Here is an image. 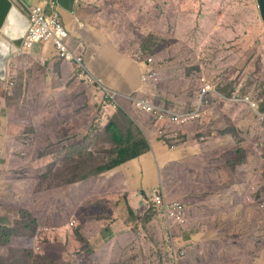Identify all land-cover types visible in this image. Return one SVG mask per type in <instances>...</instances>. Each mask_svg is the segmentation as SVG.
<instances>
[{"label":"rangeland","instance_id":"obj_1","mask_svg":"<svg viewBox=\"0 0 264 264\" xmlns=\"http://www.w3.org/2000/svg\"><path fill=\"white\" fill-rule=\"evenodd\" d=\"M245 1L247 2V0H237L236 2L244 4ZM252 1L249 0V2ZM246 5H248V2ZM224 13L221 24L219 26L215 25V32L212 30L214 25L211 24H202L201 31L198 29V25H191L190 30L185 31L182 26L184 25L183 21H190L191 18L176 19L174 23H179L177 35L181 36V40H164L171 41V44L165 43L168 46L162 48L160 46L161 41L158 40V34L152 32L151 36H147L141 42V46L145 47L147 53H138L141 50L138 49L132 54L127 53V56L110 55L111 51L106 49L107 45H105L97 54H92L94 56L93 59L91 58L93 68L90 67L86 60L85 62L104 81L105 75H109L113 79L112 81L122 82L123 86H120L122 87L121 89H117L115 81L112 86L109 84L105 85L106 88L120 94H123L121 91L123 90L126 93L124 95L132 97L133 94H129V92L135 90L134 88L140 79L138 89L143 90L141 91L143 92L141 99L147 96L153 101L155 106H168L167 110L174 113L183 114L188 112V109H191L189 105L196 101L194 109L190 111L198 110L199 117L193 119L189 124L195 123L189 125L186 132H183L181 143L180 145L178 144L179 146L177 145L179 153L191 144L199 146L204 152L206 148L214 145H225L226 141H228L226 149H229L230 152L223 153L222 159L215 155V158L208 163L210 167L206 171H197V175L195 174L196 176L191 180L181 170L184 167V160L179 153V157L175 153L169 154L170 160L160 166L161 180L159 171L150 169L146 162L144 164L132 162L135 165L133 167L134 176H132V170H126L124 173L128 175L129 182L134 177L136 189L139 188L137 186L141 185L143 180H147L144 185L149 187L155 178H159V182H163L165 188L170 191V195L174 197L177 196L178 187L183 185L180 190L185 196L181 198V201L171 199L168 196L169 201H183L182 203L187 201L186 203L189 204L196 202L197 197L199 198L198 200L206 197L208 204L206 207L204 206V209L207 210L202 211L196 207L193 211L192 215H198L199 219V224L194 225L207 227L210 232L220 227L219 229L226 234V238L237 242L235 247L226 248L222 253L223 258L228 262L227 264H238L239 262L244 264H264V248L262 247V244H264V121L260 118V113L264 115V33L261 29H254L255 25L252 21L249 24V28L247 27L243 33L244 28L248 26L247 22L244 21L235 26L232 23L233 16L231 13L229 11ZM249 19L252 20L250 16ZM123 26L128 27V23H123ZM222 31H230L232 38L228 36L229 32H227V36H222ZM236 34L239 35L237 39H235ZM133 39L134 34L131 33L130 37L124 38L123 44L129 45ZM21 43L17 46L16 52L12 53L7 61L4 80L0 79V86L6 85L4 88L0 87V109H2L1 111H10V114L4 120H0V125L6 138V140L0 141L2 142V145H0V178H2L1 181H5V189L9 190V199H15L16 201L18 198H22V194L27 188L26 181L29 183L36 181L35 183L37 184H45V181L48 180V176L53 173L51 167L54 164V159L52 161L49 159L53 156L54 150L57 149L58 154H64L65 146L62 144L63 141H58L55 145L49 144V124L58 121L53 114V96L55 93L62 96L67 95L71 98V113L69 116L71 121L74 122L73 126L77 127V129L85 127L81 139L78 140L83 142V144L68 148L69 153L63 167L66 179H70L79 168V156H90V160L86 156V164L107 161L113 157V154L116 155L113 149H120L126 144L123 141L120 144L113 142L108 134L104 135V132L101 133L100 130L92 131V125L94 126L96 121H100L98 119L99 116L104 119L117 113L118 104L114 105L113 100L109 101V98H101L99 93L96 94L97 102L92 103L89 91L81 85L85 82L78 77L76 66L69 63L66 64L65 61L59 58L52 47L49 49V47L44 45L47 43L38 44L29 53L18 54ZM151 48L154 49L153 54H155L153 56L155 59L153 64H149L147 61L148 56H152ZM113 51L120 52V49L115 48ZM136 53L138 56H136ZM13 55H15L16 61L12 67L10 60ZM100 58L101 63L103 61L101 67L106 68V70L110 65L117 63V59L129 63L127 68L133 65L130 81L123 82L125 79L122 78L128 76L126 74L127 68L124 71L115 68L112 71H104L103 74L100 70L99 72L96 71L97 67L93 64ZM134 66L137 68L136 73L134 72ZM9 68L11 69L9 70ZM150 71L157 72L154 76L156 79L152 78L144 81L143 78ZM49 77H53V82L65 85L63 90L52 93L51 97L49 93L52 81L49 85L46 84ZM154 82H157V84L152 86ZM204 84H210L214 89L213 92L208 94L205 107L199 103V91ZM56 88L59 89V86ZM233 94L249 96L253 100L252 103L256 104V107L253 108L248 104L247 106L246 103L233 100ZM217 98H221L222 101H218ZM99 102L102 103L99 104ZM42 103L43 108H41ZM76 109H78L77 113H75ZM135 109L136 112H134L133 117L128 116L129 118H127L122 114L120 115V126L123 127L122 135L130 137L132 134L136 138L134 124L140 130L139 137L144 135V139L146 138L151 146H154L155 150H152L157 153L160 159L158 153L160 146L155 143L156 137L157 139L163 137L159 132L160 126H155V123L150 118L145 119L143 110ZM152 119L154 118L152 117ZM83 121L86 123H83ZM100 126L105 128L104 123ZM173 127H176V124L169 123L166 128ZM154 128L156 129L155 131L153 130ZM144 129L147 135L142 134L143 131L145 132ZM150 131L153 133L152 137L149 136ZM180 136L181 134H178L176 138ZM84 137L86 138L84 139ZM217 141L219 144H216ZM96 147L98 148L97 151ZM106 149H109L112 153ZM255 151L257 152L255 153ZM255 156H259L260 159L257 160ZM145 157L152 168L158 166V161L152 154H146ZM38 160L45 162L42 163ZM248 160L250 165H247ZM175 163L179 168L178 170H181L187 180L178 177ZM103 170V168H100L99 172ZM167 172H169L171 177L170 181L166 180ZM102 176L111 177L113 175L111 170H108ZM210 178L212 182L209 181ZM63 179L64 176L61 174L54 176L53 181H61ZM82 183L85 184L81 188V183L76 186V190H82L83 192L82 199L77 201L76 198L72 204L67 206V210L73 208L71 205L76 204L75 206H77L80 202L92 201L94 197L99 196L109 186L110 181L102 182L100 178H95ZM115 183L117 188L121 187L119 181L116 180ZM202 189H205L206 194L190 192L194 190L202 191ZM229 189L232 190L233 197L237 196L238 200L233 201L230 204L231 207L225 204L219 208L214 204L215 200L224 197L225 191ZM160 190H162L161 187ZM120 192L116 194L120 199L124 197L127 202L130 195L125 193L124 196V192L122 190ZM154 193V190H145L143 188L134 191V196L137 199L132 198L130 204L137 213L128 207H122L121 209H116L115 212L108 213V205L116 206L118 199L115 197L116 200L110 201V204H108L103 199V196L98 197V199L102 198L98 200L101 214L95 215V229L97 231L102 229L101 234L105 231L111 233L112 227L117 222H120L125 227L124 237L128 234H131V236H127L124 240L125 246L118 249L117 247H108L109 242L114 243L113 241H115V233H113V237L105 241L106 245L102 249L92 250V255L88 257L78 252L83 250L84 245L78 241L70 245L68 243L64 245V242L58 237V232L52 230V233L48 230H42L41 237L35 246L22 248L23 242L31 240L34 225L29 213L30 210L24 208L21 210L15 209L3 215L11 217L13 224L11 227H0L1 243L6 246L9 241L13 240L12 244L15 248L10 249L7 257L5 254L8 251L2 249L0 251L2 258L5 256L7 264H10L8 260H11L12 263L16 257H19L20 260L22 258L25 264H46L42 261L46 257L48 262L55 264L54 257L49 255L50 260H48V257L44 256V254H39L40 256L37 254L38 251L42 253L53 250L54 254H62L57 257L56 264H81L86 259H89L87 264H96V262H100L99 264H114L119 261L125 264H159L156 260V254H160V251H158L160 244L159 223H157L155 217L153 220L151 219L149 225L143 223V220L153 213L149 210V207H154L151 200ZM146 196L149 197L148 200ZM22 199L25 202L29 200L28 197ZM35 203L34 201L33 205ZM48 203L51 202L48 201ZM46 204L47 202H45ZM42 206L38 210H41ZM189 208H191V204ZM77 209L78 207H74L73 212ZM220 209L225 212L224 214L230 215V217L223 220L221 215L217 214ZM85 210L91 214L94 213L91 203L86 205ZM132 211L135 213V220L131 219ZM81 212L83 213L80 209ZM244 212L248 213L249 219L248 221H243V223L241 222L245 227H237L239 215H244ZM202 216L208 219L209 224L202 221ZM77 218L83 219L79 213ZM190 219L191 213L188 215V220ZM260 219L263 220V226L256 227L257 225L261 226ZM24 223H27V225L25 226ZM5 225H8V222ZM135 226H138L137 233L133 231V229H136ZM238 229H240L239 233L237 232ZM185 230L188 229L186 228L179 233V239H181ZM130 242L137 244L138 247L132 245L130 247ZM209 246H211L210 241L194 244L192 248L186 243L183 252L189 249L190 263L192 264L193 259L194 262L196 260L197 252L199 253L198 250H201V254H205L203 250L209 248ZM37 247L40 250H37ZM150 249L154 250L153 254H151ZM128 256V261L124 262L123 259H127ZM208 262L207 260L206 263ZM190 263L187 262L185 264Z\"/></svg>","mask_w":264,"mask_h":264},{"label":"crops","instance_id":"obj_2","mask_svg":"<svg viewBox=\"0 0 264 264\" xmlns=\"http://www.w3.org/2000/svg\"><path fill=\"white\" fill-rule=\"evenodd\" d=\"M28 1L14 0V2L17 4L20 10L24 12V14H27L29 16L28 9L25 8L24 4H30L29 6H35L40 4L42 0H28ZM236 1L237 0H76L73 12L70 13L62 8L59 9V12L69 33V37H68L69 47L77 54L82 55L86 60V62L90 65V67H92L91 65L92 59L94 58L92 54L93 53L97 54V52L102 50L105 47V45H107V47L105 48L111 51L109 53L110 55L127 56V53L132 54V52H136L138 51V49L145 50V47L141 46V42L147 36H151L152 32L158 34L159 37L158 40H169V39H171L172 41L177 39L181 40V36L179 37L177 35L179 23H174L176 19L191 18L190 21L187 20L183 21L184 25L182 26L185 29V31L190 30L191 25H198V29L201 31L200 28L202 24H211L214 25V27H212L213 28L212 30L215 32L216 30L215 25L219 26V24H221L222 18L225 15L224 12L229 11L233 16L232 23L235 26L244 21L247 22L248 26L244 28L243 33L245 32V29L247 27L249 28V24L251 21L254 22L255 25L254 29L257 30L261 29L264 33V22L260 17V13L256 5V2L254 0L252 2H249V0H247L248 5H246L247 4L246 1L244 2V4ZM159 11H164L165 14L161 15ZM249 16L252 18V20L249 19ZM123 23H128V27H124ZM172 24L175 26H173ZM227 32H229L228 36L232 38V34L230 31H222L221 35L227 36ZM131 33L134 34V39L132 40V42L129 45L123 44L124 38L130 37ZM215 35L217 36L218 34ZM238 37L239 35L236 34L235 39H237ZM112 44L114 47L112 46ZM44 45H46V47H49V49L50 47L53 48L51 43H47ZM115 48H117L118 50L120 49V52L113 51ZM141 50L139 52H141ZM45 56H46V51H45ZM14 57L15 55H13V57L10 60V62H12L11 63L12 67H13V63L16 61ZM117 60L118 62L110 65V67L107 70L106 68L101 67L103 63V61L101 63V58L97 60L93 65L97 67L96 71L99 72L100 70L102 74L104 73V71H112L115 68H119L121 69V71H124L129 63L123 62L121 59H117ZM87 63H86L87 67L90 69V71H92ZM132 66L133 65L128 66V68L126 69V74L128 76L122 77L123 79L127 78V80L130 81V77L132 76ZM11 68H9V70ZM92 72L95 73L94 71ZM134 72L135 73L137 72V68L135 66H134ZM100 79L103 81V84L106 86L107 84L112 86L115 81V80L112 81L113 79L109 75H105V81L102 78ZM51 81L52 84H50ZM119 83L115 81V84H117L116 86L117 89H121L119 87L123 86V85H118ZM46 84L47 85L50 84L51 87V91L49 93L50 97L52 93L59 92L65 88V85L59 82H53V77H49V80L47 78ZM81 85L84 86L86 90L89 91V95L92 103L97 102V96H96L97 93L101 95V98H104L102 93L98 91L96 86L89 85L87 83H82ZM5 86L6 85L4 84L0 87L4 88ZM58 86L59 89L56 88ZM124 94L126 93L123 92V94H121V97L126 100H129L131 102L130 106L133 112H136L135 108L137 107L133 105L134 103L132 102V100L129 99V96ZM118 107H119V103H118ZM161 107L168 108V106L165 105H162ZM41 108H43V103L41 104ZM1 110L2 109H0V120H4L10 114L9 113L10 111H6V110L1 111ZM77 111L78 109L75 110V113H77ZM70 113H71V98L67 95L62 96V95H57V93H55L53 96V114L58 119V121L49 124V128H50L48 130L49 144L55 145L58 141H63L62 144L65 146V151L64 154L62 155V154H58L57 149L54 150L55 152L53 156L49 159L50 161L54 159V164L51 167L53 169V173L48 176V180L45 181V184H37L35 183L36 181L32 183L26 181L25 184L27 185V188L23 192L22 198L28 197L29 198L28 201L25 202L22 198H18L17 201L15 199H9L8 197L9 190L7 191V189H5L4 187L5 181H1L2 178H0V226L11 227V225L13 224V219L11 217L7 215L3 216L6 213L8 214L9 212L15 209L21 210L22 208L26 210H30L29 211L30 215L38 220L40 226L36 235L37 239L41 237L42 230L45 231L48 230L50 233H52V231H56L58 232V237L60 238V240L64 242V245L67 243L68 245H70L77 241L82 245H84L83 250H79L78 252H81L80 253L81 255H87L88 257L92 255L91 254L92 250L96 251L98 249H102L103 246L106 245L105 241L110 240L113 237V233H115V239H114L115 241H113L114 243L109 242L108 247L112 246V247H117L118 249L124 247L125 238L127 236H131V234H128L126 237H124L125 227L120 222H117L114 225V227H112L111 233H109V231H105L103 232V234H101L102 229H99L98 231L95 229V225H94L96 223L95 215L101 214L99 211L98 200L102 198L98 199V197L103 196V199H105L108 202V204H110V201L116 200L115 197L118 199V204L116 206L108 205L107 208L108 213L115 212L116 209H121L122 207H128L134 212H136V210L132 208L130 204V200L132 198L137 199L134 196V191H137V189L138 190L141 189L142 188L141 186L146 184L147 180H143L142 184L138 186L139 188L136 189V187H134L131 182L128 183V175L124 173L125 168H131L132 166L135 167V165L130 163V165L118 167L114 170H111L113 175L111 177H104L102 175H99L98 178H100L102 182L110 181L109 186L106 187V189L103 192H101L99 196L94 197L92 201L86 200L84 202H80V204L77 206H75L76 204L71 205L73 206V208L67 210V206L72 204L73 201L76 200V198L78 201L83 197L82 190L80 191L76 190V186L80 185L81 183L80 185L81 188V186L85 184L82 182H77L75 184L74 183L67 184L66 180L53 181L54 176L61 175L60 169L65 166L64 157L66 153L69 152L68 148H71L74 145H79L81 143L83 144V142H79L78 140L81 139L85 127L82 128L83 129L82 130V129H77V127L73 126L74 122L71 121V117L69 116ZM144 113H145L144 115L145 119H147L149 116L152 118L151 114L147 112ZM117 115L118 113L115 114V116ZM112 116L113 115H111V117ZM260 118L264 119V116L261 113H260ZM158 122L162 124L160 121ZM83 123L86 122L83 121ZM181 126L186 127L187 124ZM182 127H174L173 131H170V128H160L162 130L159 129L160 130L159 132L160 134L163 135V137L159 139H157L156 137L155 143L159 144L160 146V149L158 150L160 159L158 158L157 153L153 151L155 150L154 146L153 145L151 146L150 144L151 149L153 150L149 154H152L154 157H156L158 161V166L152 168L148 162L147 164L150 167V169H157L159 171L160 180H161L160 166L166 164L170 160L169 154L175 153L177 157H179L178 146L180 144L178 145V142L175 141L174 139H176V136L178 135V132L176 131H178V128H182ZM179 131L184 132L182 130ZM169 132L172 138H170ZM4 134L5 133H3V128L0 125V141L6 140ZM164 143H166L167 145ZM0 145H2V142H0ZM230 145H232V143H230ZM229 152L230 150L226 149V147L223 148V145L221 146L214 145L213 147L206 148L204 152H202L199 146H194L193 144H191L190 146L185 148V152L179 153V155L184 160V167L181 168V170L184 172V174H187V178L189 180L194 179V176L197 175L196 174L197 171L198 172L199 171L201 172L202 170L206 171V169L210 167L208 163L215 158V155H217L216 157H219V159H222L223 153H229ZM256 152L257 151H255V153ZM38 161L42 163L45 162L41 160ZM175 168H177L176 173L178 177H182L187 180V178L183 175L181 170L180 171L178 170L179 168L176 163H175ZM116 180L119 181V183L121 184L120 188L116 187L117 185L115 183ZM166 180L167 181L171 180V177L169 176V172L166 173ZM209 181L212 182V179L210 178ZM161 184L164 187V189L162 186L160 187L162 188L165 195H167V197L169 196L171 199H178L181 201V198L185 196V194H183V192L180 190L181 186L183 185L178 187L177 196L174 197L170 195V191L165 188L164 183L161 182ZM130 185H132L133 187H131ZM120 190L124 192V196L125 193L130 195V197L128 196L127 202L124 197L120 199L119 196L117 195L120 192ZM150 190L153 191V189ZM204 190L205 189H202V191L194 190L190 192L206 194ZM231 191H232L231 189L226 190L224 197L215 200L214 204L217 205L219 208H221L225 204L231 207L230 204L233 201L238 200L237 196L233 197ZM198 199L199 198L197 197L196 202H191L189 204L186 203L187 201L184 202L186 203V206H188V208L191 204V208H189V212H188V215L191 213V219L188 220V223L186 225L188 230L183 231L180 241L186 242L187 245L191 246V248L193 247L194 244L201 243L202 241L211 242V246L203 250L205 254L203 253L201 254V250H198L199 253L197 252L196 260L194 262L193 259L192 264H227L228 262L226 259L223 258L222 253L226 248H230L231 246L235 247L237 242L233 241L230 238H226V234H224L223 231L219 229L220 227H217L216 229H214V231L210 232L207 230V227H203L202 225H197V226L194 225V224H199V219H198V215H192L193 211L196 209V207L202 211H206L207 209H204V206L206 207L208 204L206 197H204L201 200ZM34 201L36 202L35 205H33ZM48 201H50L51 203H48ZM45 202H47L46 205ZM88 203H91V208L94 210L93 214L85 210V207ZM41 205H43L42 209L38 210V208ZM83 205L85 206L83 207ZM74 207H78V209L75 212L70 213L71 211H73ZM80 209L83 211V213L82 212L80 213ZM57 211L58 213H56ZM78 213L80 217H82L83 219L77 218ZM224 213L225 212H223L222 209H220L218 210L217 214H220L223 220H225L226 218L228 219L230 215ZM248 219H249V215L246 212H244V215H239V221H238L239 223H237V227H245L243 226L242 223L243 221H248ZM202 221L209 224L208 219H205V217L203 216H202ZM7 222L8 225H5V223ZM149 224L150 223H147L146 225ZM260 225L261 226L257 225L256 227L263 226L262 219H260ZM158 227H164V226H160L158 224ZM237 232L239 233L240 229H238ZM160 237H161V231H160ZM131 245L134 247H138L137 244H132L130 242V247ZM118 249H112V250H118ZM47 252L48 251H44L41 253L40 251H38L37 254L38 256H40L39 254H44L45 256ZM51 253L52 254L54 253L53 250L51 251ZM0 256H2L1 253ZM128 259L129 256L127 257V259H123V260L124 262H127ZM207 260L209 261L208 263H206ZM88 262L89 259H86L82 261L81 264H87ZM188 262L190 263L191 260H189ZM114 264H125V263L123 262L120 263L119 261L118 263H114ZM238 264H244V263L239 262Z\"/></svg>","mask_w":264,"mask_h":264},{"label":"built area","instance_id":"obj_3","mask_svg":"<svg viewBox=\"0 0 264 264\" xmlns=\"http://www.w3.org/2000/svg\"><path fill=\"white\" fill-rule=\"evenodd\" d=\"M24 6L28 9L29 16H27L31 21V25L23 43H21L19 47L18 54L29 53L40 43H51L59 58L76 66V73L82 81L89 85L96 86L104 98H109V101L113 100L115 105L118 104L117 99L118 97H121V94L106 88L103 81L87 67L84 57L77 54L69 47V33L61 18L59 12L60 6L58 2L56 0H42L38 5L29 6L24 4ZM136 56H138V54H136ZM147 61L149 64H153L155 59L150 56ZM156 74V71H150L147 76L143 78V80L147 81L152 79ZM141 91L143 90L139 91V94H141L140 96H129V99L132 100L137 108L151 114L155 120L165 121L168 124L172 123L177 126H181L188 124L193 119L199 117L198 110H188V112L181 114L169 111L167 110L168 108L165 107H157L150 101L149 98L146 97L141 99L143 93ZM213 91L214 89L210 84H204L199 91V103L205 107L208 100V94ZM232 99L238 102L246 103L250 107H256V104L252 103L253 100L250 99L249 96L233 94ZM151 200L153 202V206L159 210L160 216L164 219V223L166 225L172 251L169 255L170 261L172 264H185L190 258L189 252H183L186 245L185 242V245L182 248H179L176 244L179 235L178 232H176V228L177 226L183 227L187 224V206L180 201H169L163 190L155 192Z\"/></svg>","mask_w":264,"mask_h":264},{"label":"trees","instance_id":"obj_4","mask_svg":"<svg viewBox=\"0 0 264 264\" xmlns=\"http://www.w3.org/2000/svg\"><path fill=\"white\" fill-rule=\"evenodd\" d=\"M159 12L161 13V15L165 14L164 11H159ZM155 41H157V40H155ZM160 41H161V45L160 46L162 48L168 46L165 43H170L171 44V42H168V41H164V40H160ZM151 49H152V57H153L155 55V54H153L154 49L153 48H151ZM141 52H143V54L147 53V51H145V50H141ZM148 57H150V56H148ZM66 64H68V63L66 62ZM140 74H139V76H140ZM130 79H131V77H130ZM117 82L119 83L120 81H117ZM123 82H129V81L126 78ZM139 84H140V79L138 81V84L134 88L135 90L133 92H129L130 94H133V96H135V97H138V96L141 95V94H139L140 89H138ZM156 84H157V82H154L152 86H155ZM118 85H123V83L120 82ZM120 88H122V87H120ZM130 89H131V87H130ZM121 91L124 92L123 90H121ZM117 100H118V103H119V107H118V111H117L118 115L117 116L113 115L112 117L108 116V117H106L104 119H101V117L99 116L98 119L100 121H96L95 125L94 126L92 125V131L100 130L101 133L104 132V135L108 134L111 137L113 142H117V143L120 144L123 141L124 143H126L125 146L121 147L120 149H113V152H116V155L113 154V157L109 158L107 161H101L99 163L92 162V164H88L87 165L85 163V161H86V158L88 156L87 155H84L82 157L79 156V159H78L79 168L70 177V179H66V176H65L66 174H65V172L63 170V167H62L60 169V173L64 176L63 180H66L67 184H69V183H74L75 184L77 182H84V181L89 180V179L98 178L99 175H102V174L108 172V170H114V169H116L118 167H121V166L122 167L123 166H127V165H130V163H132V162H137V163H142V164H144L145 162L147 163L145 155L147 153L148 154L151 153L152 149H151L149 141L146 140V138L144 139V135H143V137H139V135H138L139 132H140L139 128H137L133 124V126H134V128L136 130V138H134L132 134L130 135V137L127 135V133H126V135H127L126 137H124L122 135L123 134V132H122L123 127L120 126V122H121L120 121V115L122 114L123 116H126L127 118H129L128 116H130V117L134 116V112H133V110H132V108L130 106L131 102L129 100H126V99L122 98V97H118ZM217 100L218 101H222L221 98H217ZM101 103L102 102H100L99 104H101ZM195 104H196V101L189 105V106H191L190 110L194 109ZM185 108H187V107H185ZM181 109L185 110L184 108H181ZM124 110L127 111V112H125ZM263 111H264V108H263ZM148 118H150L151 121L155 123V126H160V128H166L167 125H168L167 122H163V121H160L162 123V124H160L158 122V120H154L150 116ZM262 120L264 121V119H262ZM103 123L105 124V128H102L100 126ZM194 123H191V124H194ZM191 124H187L186 127L185 126L184 127L176 126V127H182V128H178V131H176V132H178V134H181V136L179 138L174 139L175 141L178 142V144L181 143V140L183 138L182 135H184L183 132H180L179 130H182V131L186 132V129H188L189 128L188 126L191 125ZM149 127H151V126L149 125ZM173 129H174V127L170 128V131H173ZM153 130L155 131L156 129L154 128ZM160 130H162V129H160ZM142 134H146V130H145V132L143 131ZM169 135H170V132H169ZM149 136H151V137L153 136V133L151 131H150V135ZM85 138L86 137H84V139ZM170 138H172L171 135H170ZM164 144H166V143H164ZM216 144H219L218 141H217ZM227 144H228V141H226V144L223 145V148L226 147ZM79 145H82V143L79 144ZM97 150H98V148L96 147V151ZM106 150L109 151L110 153H112L109 149H106ZM182 152H185V149ZM68 153H66L64 159L67 158ZM141 156H143V157H141ZM255 157H256L257 160L260 159L259 156H255ZM88 158L90 160V156ZM247 165H250V161L249 160L247 161ZM100 168H103L104 170L99 172ZM126 170H132V176L135 175V173H133V166L131 168H125V171ZM130 180H131L132 185L134 186V177H132ZM128 183H129V180H128ZM132 185H130V186L133 187ZM143 186L144 187H142V188L145 189V190L153 189L155 192H158L160 190V186H162V184H161V182H159V178H155L153 183L151 184L152 187L151 186L147 187L145 185H143ZM134 187H136V186H134ZM147 200H148V198H147ZM187 209H188V212H189L188 206H187ZM149 210H151L153 213H151L152 214L151 216H149L146 219H144L143 223L147 224V223H149L151 221V219L153 220V218L155 217L156 219H158L157 223H159L160 226H164V227H159L160 231H161V237L159 239L160 245H159L158 251H160V254L159 253L156 254V260H157V262L159 264H172V262L170 261V257H169V255L172 252L171 251V243H170V240H169V237H168V232L166 230V225L164 223V219L161 218L160 212H159V210L156 207L150 206ZM72 212L73 211H71L70 213H72ZM131 213H132L131 214V219L135 220L136 219L135 213L133 211ZM31 218H32V222H33V225H34L33 226L34 227V231H33L32 235H31V240L30 241H25V242L22 243V245H23L22 248H29L30 246L32 248L33 246H35L36 242L38 241V239L36 238V235H37V231L39 230V227H40L39 226V222L33 216H31ZM24 225L26 226L27 223H24ZM186 225L183 226V227L177 226L176 232L180 233L182 230L186 229L187 228ZM0 227H3V226H0ZM135 227H136V229H133V231L135 233H137L138 232V229H137L138 226H135ZM7 230H10V229H7ZM12 241L13 240L9 241V243L6 244V246H3V244L1 243V238H0V251L2 249L7 250L8 252H7V254H5L6 257L8 256L10 249H14L15 248L14 245L12 244ZM176 244L178 245L179 248H182L184 246V243L179 241V240L176 241ZM263 248H264V244H263ZM150 250H151V254H153L154 250L153 249H150ZM49 255L55 258V264H56V259H57V257L59 255H61V253H57V254L53 253L52 254L51 251L50 252L48 251L46 253V255H45V256L48 257V260H50ZM5 256H3V258H2V256H0V261H1L0 264H7L6 259L4 258ZM8 261H9L10 264H25L23 262V259L21 258V260H20L19 257H16L12 263H11V260H8ZM42 261L44 263H46V264H52L51 262H48L46 260V257ZM99 263L100 262H96V264H99Z\"/></svg>","mask_w":264,"mask_h":264},{"label":"water","instance_id":"obj_5","mask_svg":"<svg viewBox=\"0 0 264 264\" xmlns=\"http://www.w3.org/2000/svg\"><path fill=\"white\" fill-rule=\"evenodd\" d=\"M28 1V0H22ZM60 8L73 12L76 0H56ZM258 6L260 17L264 22V0H254ZM29 2V1H28ZM31 21L14 0H0V79L4 80L6 64L17 46L23 41Z\"/></svg>","mask_w":264,"mask_h":264},{"label":"clouds","instance_id":"obj_6","mask_svg":"<svg viewBox=\"0 0 264 264\" xmlns=\"http://www.w3.org/2000/svg\"><path fill=\"white\" fill-rule=\"evenodd\" d=\"M144 112H145V111H144ZM176 126H177V125H176ZM148 199H149V197H148ZM178 234H179V233H178ZM178 237H179V235H178ZM178 240L180 241V239H179V238H178ZM183 243H184V241H183ZM184 245H185V243H184ZM37 250H40V249H39V248H37ZM188 252H189V249H188ZM189 257H190V252H189ZM189 260H190V258H189ZM189 260H188V261H189ZM188 261H187V262H188ZM187 262H186V263H187Z\"/></svg>","mask_w":264,"mask_h":264}]
</instances>
